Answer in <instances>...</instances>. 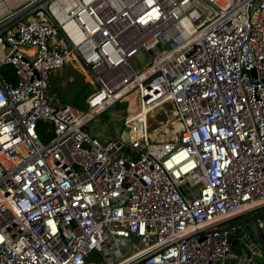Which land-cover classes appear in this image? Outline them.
I'll return each instance as SVG.
<instances>
[{
  "label": "built area",
  "instance_id": "1",
  "mask_svg": "<svg viewBox=\"0 0 264 264\" xmlns=\"http://www.w3.org/2000/svg\"><path fill=\"white\" fill-rule=\"evenodd\" d=\"M71 62L96 88L54 106ZM262 207L264 0H0V264H225Z\"/></svg>",
  "mask_w": 264,
  "mask_h": 264
},
{
  "label": "rangeland",
  "instance_id": "2",
  "mask_svg": "<svg viewBox=\"0 0 264 264\" xmlns=\"http://www.w3.org/2000/svg\"><path fill=\"white\" fill-rule=\"evenodd\" d=\"M140 63L146 62L143 57L137 58ZM64 69V70H63ZM61 72V80L58 81V77H52L49 81L48 93L52 96V104L54 106L62 105V102L80 106L81 96L84 94L89 96L96 86L92 77L86 72L84 73L77 67L75 62H71L64 67ZM87 74V75H86ZM58 86L57 93L52 90L53 87ZM54 94L57 96L54 97ZM77 99L76 103L75 100ZM55 100V101H54ZM156 116L150 121V124L159 125L164 121L163 116L160 113L155 112ZM126 116V105L117 103L110 107L107 111L103 112L100 116L95 118L91 124H97L96 128L99 131H103L116 136H123L125 127L123 121ZM174 126H171V130ZM43 140L45 141L47 130L41 132ZM87 264H107L102 255L98 252H93L87 259Z\"/></svg>",
  "mask_w": 264,
  "mask_h": 264
},
{
  "label": "crops",
  "instance_id": "3",
  "mask_svg": "<svg viewBox=\"0 0 264 264\" xmlns=\"http://www.w3.org/2000/svg\"><path fill=\"white\" fill-rule=\"evenodd\" d=\"M63 70L54 72L51 75V78L52 77H58V81L61 80L60 76H61V72ZM55 87L58 88V86H55ZM54 92L57 93V91H54ZM55 96H57V95L54 94V97ZM50 97L52 99V96H50ZM87 97H88V94L87 95L84 94L83 96H81V99H80L81 105L80 106H83V107L86 106ZM76 101H77V99L75 100L74 103H76ZM96 126H97V124H91L90 123L87 126V130H88V132L90 134H92L95 137H98L102 141L106 142V141L112 140V139H114L116 137V135H112V134L97 130ZM253 216L257 217L259 221H263L264 222V207L260 208L257 211L248 213L245 216H241L240 218H238L235 221H241V220H243L246 217H253ZM241 227H243L249 234L252 235V237H253V245L252 246L244 245V244H242L240 242V240L237 237L233 238L232 241H231V253H230L228 259L226 260L225 264H264V251H262V253L260 255H258V256H254V254H253L252 255V261H248L247 260L246 253H247L248 249L250 247H254L256 243L254 241V235H253V230H252L251 224L248 223L246 225H241ZM261 232H262V236L264 238V230L261 229Z\"/></svg>",
  "mask_w": 264,
  "mask_h": 264
},
{
  "label": "water",
  "instance_id": "4",
  "mask_svg": "<svg viewBox=\"0 0 264 264\" xmlns=\"http://www.w3.org/2000/svg\"><path fill=\"white\" fill-rule=\"evenodd\" d=\"M127 129H125V132ZM251 224L252 230H253V235H254V241H255V246L252 248H249L247 253H246V258L248 261H252V255L258 256L264 251V238L262 236L261 229L258 226V218L253 216V217H246L241 221H235L229 225H226L219 230L226 229L230 226H241V225H246V224ZM248 227V226H247Z\"/></svg>",
  "mask_w": 264,
  "mask_h": 264
},
{
  "label": "trees",
  "instance_id": "5",
  "mask_svg": "<svg viewBox=\"0 0 264 264\" xmlns=\"http://www.w3.org/2000/svg\"><path fill=\"white\" fill-rule=\"evenodd\" d=\"M3 74L5 75V77H7L8 78V80L10 81V82H13V80H14V77H13V74L11 73V71H9L8 69H6V70H4L3 71ZM50 79H51V77H50ZM49 89V88H48ZM57 88L56 87H53L52 88V90H54V91H57L56 90ZM47 94H48V96H49V93H48V90H47ZM50 97V96H49ZM51 98V97H50ZM63 104H68V103H65V102H62ZM45 129V131L47 130V125L46 124H39V126H38V130H37V133H38V135H39V138H40V140L43 142V143H48L49 141H50V139H51V136H49L48 134L46 135V139H45V141L43 140V136H42V131Z\"/></svg>",
  "mask_w": 264,
  "mask_h": 264
},
{
  "label": "bare ground",
  "instance_id": "6",
  "mask_svg": "<svg viewBox=\"0 0 264 264\" xmlns=\"http://www.w3.org/2000/svg\"><path fill=\"white\" fill-rule=\"evenodd\" d=\"M150 123V122H149ZM162 123H164V125H165V127L168 129V130H170V131H172L171 130V126H174L172 123H166L165 121H163ZM162 123H160V124H162Z\"/></svg>",
  "mask_w": 264,
  "mask_h": 264
}]
</instances>
